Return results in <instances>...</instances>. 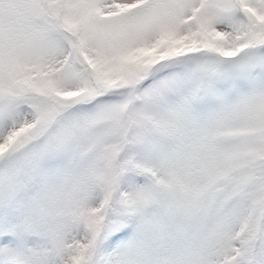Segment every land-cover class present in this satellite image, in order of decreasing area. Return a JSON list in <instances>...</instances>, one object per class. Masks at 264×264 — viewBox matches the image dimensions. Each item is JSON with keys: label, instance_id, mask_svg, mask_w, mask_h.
<instances>
[{"label": "snow or ice", "instance_id": "6c2138e0", "mask_svg": "<svg viewBox=\"0 0 264 264\" xmlns=\"http://www.w3.org/2000/svg\"><path fill=\"white\" fill-rule=\"evenodd\" d=\"M0 264H264V0H0Z\"/></svg>", "mask_w": 264, "mask_h": 264}]
</instances>
